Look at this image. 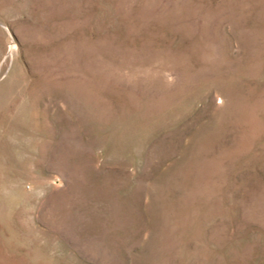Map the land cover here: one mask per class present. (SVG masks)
I'll return each instance as SVG.
<instances>
[{
    "label": "rangeland",
    "instance_id": "374dc122",
    "mask_svg": "<svg viewBox=\"0 0 264 264\" xmlns=\"http://www.w3.org/2000/svg\"><path fill=\"white\" fill-rule=\"evenodd\" d=\"M0 264H264V0H0Z\"/></svg>",
    "mask_w": 264,
    "mask_h": 264
}]
</instances>
